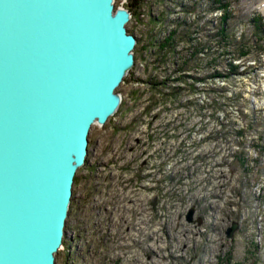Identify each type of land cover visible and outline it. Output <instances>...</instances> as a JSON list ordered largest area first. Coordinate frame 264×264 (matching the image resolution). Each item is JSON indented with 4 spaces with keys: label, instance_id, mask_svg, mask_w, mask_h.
<instances>
[{
    "label": "rangeland",
    "instance_id": "1",
    "mask_svg": "<svg viewBox=\"0 0 264 264\" xmlns=\"http://www.w3.org/2000/svg\"><path fill=\"white\" fill-rule=\"evenodd\" d=\"M219 1L224 11L207 10L213 0H143L142 17L126 24L138 40L134 64L116 89L117 112L89 129L54 264H264V35L251 21L264 15L258 0ZM204 8L200 22L215 28L227 15L225 49L212 41L190 61L201 36L191 33L190 49L181 42L156 63L147 28L166 35ZM149 13H165L161 24H146ZM182 61L196 69L179 75ZM213 61L240 75L203 81ZM172 88L183 90L174 100L165 96Z\"/></svg>",
    "mask_w": 264,
    "mask_h": 264
},
{
    "label": "water",
    "instance_id": "2",
    "mask_svg": "<svg viewBox=\"0 0 264 264\" xmlns=\"http://www.w3.org/2000/svg\"><path fill=\"white\" fill-rule=\"evenodd\" d=\"M130 18L114 0H0V264H54L89 129L134 64Z\"/></svg>",
    "mask_w": 264,
    "mask_h": 264
},
{
    "label": "trees",
    "instance_id": "3",
    "mask_svg": "<svg viewBox=\"0 0 264 264\" xmlns=\"http://www.w3.org/2000/svg\"><path fill=\"white\" fill-rule=\"evenodd\" d=\"M218 2V5H216ZM219 0H213V5L210 6L209 8H207V10H213V11H224V4H220ZM143 4V0H126L123 4L124 7H126L130 14H131V18L133 20H135L137 18L139 9L141 7V5ZM192 5L194 6L195 4L192 3ZM182 11L183 13H188L191 12L190 8H185L182 7ZM204 12H206V9L204 8ZM165 15V13H160L158 15H151L149 14V18H147V22L146 24L150 23L151 24H156L157 26L159 24H161V22H158L160 19H163V16ZM227 18L226 14H222L219 16V21L217 23V26L215 28V25L213 26V31L209 32L208 29H210V25L211 23L209 21L207 22H203L200 25H197V21L196 22L192 21L190 23H186L183 21L177 22L175 24V28H173L172 30H170L166 35H163V37L160 40H155L154 37H152V35L150 33H148L149 35V39H150V47L152 50L153 55L156 58V63H160V64H165L168 59H170V56H173V54L176 55L175 47L181 43L184 42V44L186 45V49L189 48L190 44L192 43L191 39H190V35L191 33H197L198 35H201L199 37V40H196L195 43H193V51H190V55L192 56L191 60H194V62L196 63V59H198V54L207 47L206 44L213 42L216 43H220V44H224V47H222V49H225V46L228 44V41L231 40L233 38V35L231 33L228 32L227 27L224 26V22L225 19ZM251 21L253 23H255L254 27H255V33L259 34V35H264V21L262 22V17L257 15L256 17H251ZM222 24V25H221ZM183 26V29L178 30V27ZM128 33H132L131 31H127ZM148 32V31H147ZM195 39V37L193 38ZM137 40V39H136ZM138 40L136 41V45H137ZM136 45L134 48V51L136 49ZM190 49V48H189ZM225 53V52H223ZM245 55V53L243 51H240L239 56ZM232 60V59H231ZM215 61H213V72L212 74H208L205 77L201 78L202 80L206 79V78H225L228 79L231 76H236V75H240V71H238V66H235L233 64L230 63V61H227L224 63L223 67H225V73H221L218 72L215 69ZM195 63H193L194 65H190L189 63H187V61L183 62L181 66L178 68H176L177 72L179 75H183L184 73H186L187 71L193 69L195 70ZM159 64V65H160ZM149 87H151L152 90H156L157 93H160L163 95L162 90L159 89V85L160 83H156V82H148ZM171 91L168 92V94H166V98L169 97H174L173 93L177 90L175 88L170 89ZM171 95V96H169ZM217 105V103H216ZM215 105V106H216ZM76 183V178L74 176L73 179V183L72 185H74Z\"/></svg>",
    "mask_w": 264,
    "mask_h": 264
},
{
    "label": "built area",
    "instance_id": "4",
    "mask_svg": "<svg viewBox=\"0 0 264 264\" xmlns=\"http://www.w3.org/2000/svg\"><path fill=\"white\" fill-rule=\"evenodd\" d=\"M192 1H194V2H192V3H195V0H192ZM141 7H142V5H141ZM141 7H140V8H141ZM202 7H203V6H202ZM210 11H211V10H210ZM139 12H140V10H139ZM139 12H138V15H140V17H142V12H141V13H139ZM200 12H201V13H200V14L198 13V15H196V14L194 13V14L196 15V20H198L199 22H196V20H193V22L195 21V22L197 23V25L203 23V21L200 22V18H199V17L202 16L203 14H205V12H204V10H201ZM190 13H193V12H188V13H186V14L189 15ZM149 14H150V13H149ZM138 15H137V16H138ZM151 15H152V14H151ZM153 15H154V14H153ZM154 16H155V15H154ZM130 20H131V18H130ZM139 20H140V19H139ZM190 22H192V20L189 21L188 23H190ZM205 22H207V21H205ZM205 22H204V23H205ZM209 22L211 23V25H210V29H208V30H209V32H212V31H213V29H212V28H213V23H212V22H213V19L209 20ZM147 30L150 31V33L152 32L151 35H154L153 37H154L155 40H160V39L163 37V36H161V33H159V36H158V30H157L156 28H149V29L147 28ZM154 30H156V31H154ZM153 33H157V34L155 35V34H153ZM192 35H193L195 38L198 37V34H197V33H192ZM205 51H206V48H205L202 52H205ZM198 55H201V54L199 53ZM212 78H213V77H212ZM212 78H210L211 81H213ZM206 79H207V78H206ZM206 79H204L203 81H205ZM194 87H195V86H194ZM180 90L183 91L182 89H180ZM180 90L177 89V90L173 93L174 97H169L168 99H170V100L173 99V100H174V98H176V97L179 95V93L181 94V91H180ZM191 90H192V92H193V91H195V88L192 87ZM198 93H200V92H197V94H198ZM197 94H194V96L197 95ZM169 96H171V95H169ZM60 249H61V248H60ZM60 249H59V250H60Z\"/></svg>",
    "mask_w": 264,
    "mask_h": 264
},
{
    "label": "bare ground",
    "instance_id": "5",
    "mask_svg": "<svg viewBox=\"0 0 264 264\" xmlns=\"http://www.w3.org/2000/svg\"><path fill=\"white\" fill-rule=\"evenodd\" d=\"M259 4V11L264 15V0H258L257 1Z\"/></svg>",
    "mask_w": 264,
    "mask_h": 264
}]
</instances>
